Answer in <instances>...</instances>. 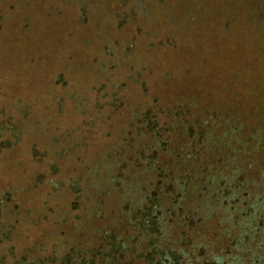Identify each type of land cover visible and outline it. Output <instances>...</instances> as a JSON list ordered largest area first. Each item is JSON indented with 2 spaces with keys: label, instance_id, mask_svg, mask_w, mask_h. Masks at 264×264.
<instances>
[{
  "label": "trees",
  "instance_id": "1",
  "mask_svg": "<svg viewBox=\"0 0 264 264\" xmlns=\"http://www.w3.org/2000/svg\"><path fill=\"white\" fill-rule=\"evenodd\" d=\"M71 1L129 31L122 80L16 189L39 214L0 190V264H264V0Z\"/></svg>",
  "mask_w": 264,
  "mask_h": 264
},
{
  "label": "rangeland",
  "instance_id": "2",
  "mask_svg": "<svg viewBox=\"0 0 264 264\" xmlns=\"http://www.w3.org/2000/svg\"><path fill=\"white\" fill-rule=\"evenodd\" d=\"M82 2L87 10L93 5L91 0ZM96 4L106 9L104 2ZM106 23L94 11L81 17L71 0H0V190L16 193V201L35 215L40 213L43 190H25L21 199L16 189L25 188L32 174L42 170L38 166L43 151L55 149L60 139L85 135L88 126L83 122L95 116L93 90H99L105 78L112 83L122 80L121 67H109L121 63L108 56V48L115 46L113 39L128 41L129 31L115 35ZM10 122L16 126L13 144L5 141L13 130ZM51 157L60 158L61 170L68 175L65 168L71 159ZM48 204L58 207L64 199L56 193ZM34 231L29 229L30 237ZM16 238L23 241L20 234Z\"/></svg>",
  "mask_w": 264,
  "mask_h": 264
}]
</instances>
